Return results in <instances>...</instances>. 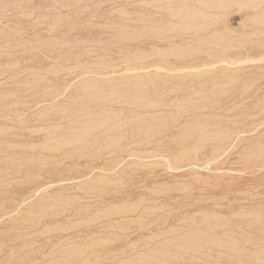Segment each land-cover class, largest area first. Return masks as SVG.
Returning a JSON list of instances; mask_svg holds the SVG:
<instances>
[{"label":"rangeland","instance_id":"rangeland-1","mask_svg":"<svg viewBox=\"0 0 264 264\" xmlns=\"http://www.w3.org/2000/svg\"><path fill=\"white\" fill-rule=\"evenodd\" d=\"M0 264H264V0H0Z\"/></svg>","mask_w":264,"mask_h":264},{"label":"bare ground","instance_id":"bare-ground-1","mask_svg":"<svg viewBox=\"0 0 264 264\" xmlns=\"http://www.w3.org/2000/svg\"><path fill=\"white\" fill-rule=\"evenodd\" d=\"M176 17V16H175ZM197 27V26H196ZM208 240V239H207ZM238 242V241H237Z\"/></svg>","mask_w":264,"mask_h":264}]
</instances>
